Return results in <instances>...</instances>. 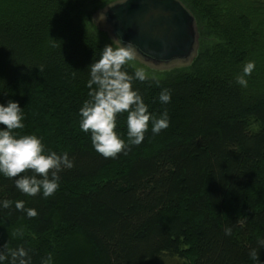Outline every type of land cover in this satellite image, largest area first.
<instances>
[{
    "label": "trees",
    "instance_id": "16d2710c",
    "mask_svg": "<svg viewBox=\"0 0 264 264\" xmlns=\"http://www.w3.org/2000/svg\"><path fill=\"white\" fill-rule=\"evenodd\" d=\"M115 1L0 0V103L17 101L24 115L14 134L74 160L48 198L0 176V200L13 202L0 208V251L31 249L32 264L49 254L54 264H264V0H179L196 20L197 57L133 84L150 112L167 109L169 127L153 137L150 124L139 146L105 159L78 121L88 66L111 43L92 16ZM125 120L116 130L127 140ZM16 200L38 216L16 211Z\"/></svg>",
    "mask_w": 264,
    "mask_h": 264
},
{
    "label": "clouds",
    "instance_id": "9594fccd",
    "mask_svg": "<svg viewBox=\"0 0 264 264\" xmlns=\"http://www.w3.org/2000/svg\"><path fill=\"white\" fill-rule=\"evenodd\" d=\"M126 3V0H125ZM105 15L99 14V20L104 21ZM136 57L135 46L124 44L115 38L104 46L98 59L88 66L89 79L86 87L89 89V99L79 109V129L90 135L91 147L105 159H115L119 154H127L133 145L139 146L145 140L149 131L155 137L167 129L170 117L167 109L156 115L149 110L139 91L134 88V81L144 82L147 79L142 68H137L129 74L124 66ZM256 67L255 61H247L235 81L241 87H247L248 80ZM172 93L162 88L158 100L160 104L171 103ZM126 113L125 140L117 129V117ZM23 109L17 101L9 99L6 104L0 103V176L13 180L18 192L42 198L54 196L60 188L61 175L65 169L74 167V160L68 152L45 151L42 139L36 134L15 135L14 130L23 129ZM13 202L0 200V208L8 209ZM15 210L24 213L28 218H35L38 212L35 208L26 207L24 200L14 202ZM225 234H231V228L225 229ZM15 235L22 237L23 230L16 229ZM264 246V244H262ZM0 251V264H32L31 249L17 246ZM250 256L258 257L256 249ZM41 264H54L53 256L49 254Z\"/></svg>",
    "mask_w": 264,
    "mask_h": 264
},
{
    "label": "water",
    "instance_id": "95a60500",
    "mask_svg": "<svg viewBox=\"0 0 264 264\" xmlns=\"http://www.w3.org/2000/svg\"><path fill=\"white\" fill-rule=\"evenodd\" d=\"M92 22L111 42L132 43L135 60L154 70L189 67L198 55L196 20L179 0H118L95 12Z\"/></svg>",
    "mask_w": 264,
    "mask_h": 264
},
{
    "label": "rangeland",
    "instance_id": "374dc122",
    "mask_svg": "<svg viewBox=\"0 0 264 264\" xmlns=\"http://www.w3.org/2000/svg\"><path fill=\"white\" fill-rule=\"evenodd\" d=\"M203 48H206V46H204ZM198 52H199V50H198ZM128 64L134 70H136L137 68H142L145 71L147 77L154 78V79H162L163 76H164L162 74V73H164V71L154 70V69H151L149 67H146L142 63L136 61L135 59L132 60V61H129ZM161 264H183V263L180 262L178 259H173L172 260V259L166 257L165 260Z\"/></svg>",
    "mask_w": 264,
    "mask_h": 264
}]
</instances>
